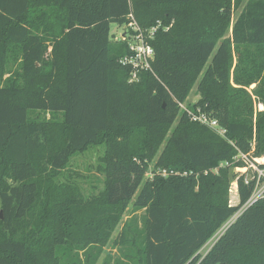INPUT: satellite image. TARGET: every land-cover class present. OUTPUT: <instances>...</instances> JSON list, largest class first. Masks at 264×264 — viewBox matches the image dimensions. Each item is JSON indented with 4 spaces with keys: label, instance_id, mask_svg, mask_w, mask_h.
<instances>
[{
    "label": "trees",
    "instance_id": "trees-1",
    "mask_svg": "<svg viewBox=\"0 0 264 264\" xmlns=\"http://www.w3.org/2000/svg\"><path fill=\"white\" fill-rule=\"evenodd\" d=\"M233 2L245 0H0V264H81L77 250L96 264L110 241L119 256L102 264H264V197L199 254L256 190L257 174L242 175L230 205L233 170L264 158V0L230 35ZM131 15L163 23L136 83L121 63L129 42L110 35ZM196 84L200 99L181 109ZM97 145L104 189L85 198L62 179ZM129 205L141 221L112 239Z\"/></svg>",
    "mask_w": 264,
    "mask_h": 264
},
{
    "label": "rangeland",
    "instance_id": "rangeland-1",
    "mask_svg": "<svg viewBox=\"0 0 264 264\" xmlns=\"http://www.w3.org/2000/svg\"><path fill=\"white\" fill-rule=\"evenodd\" d=\"M249 0H245V2L237 6L234 2L232 4V10L234 12L232 22H231V28H230V35H232L233 31V26L238 18V16L241 14L243 11L245 5L247 4ZM174 24V23H173ZM169 27H166L164 30L169 31L172 25ZM161 25H163L162 22H159L158 25L156 26L157 31L160 29ZM145 32L146 29L141 28L137 20L135 19V16H133V23L131 25H119L117 23H112L111 24V40L113 42H118V41H128L135 38L136 34L138 33L139 28ZM137 27V29H135ZM162 29V28H161ZM148 31V30H146ZM155 32V36L156 33ZM155 36L153 40L155 39ZM51 50V49H50ZM235 62H236V57H235ZM7 77V75H6ZM5 77V78H6ZM255 85H253L251 88H254ZM200 99V96L197 93V84L193 87L191 90L189 96L187 97L186 101L182 103L181 109L188 108V106H192L198 102ZM256 108L262 110L263 105L258 104L256 105ZM32 116L35 118L37 116H40L41 119L45 118L46 120H49L51 118V115L49 113H39V112H34ZM170 133V132H169ZM164 145L161 146L158 155L162 152ZM105 153V145H97V146H91L89 147L85 152L83 153H78L74 155L69 162L68 169L65 171V176L63 177L64 180H70L74 181L76 183H80V190L82 192V195L85 198H88L89 196L93 195H100V193L104 189V177L103 175L99 172L98 170V162L99 158ZM155 158V160L157 159ZM155 162V161H154ZM154 162L150 164L149 171L147 172L145 178L146 179H151L152 174L151 170L154 166ZM257 163L251 164L250 168L251 171L248 172L247 168L244 169H235L233 170L234 178L231 180L230 184V189H229V203L230 205H237L239 203V195H238V183L237 180L242 176L246 181H249L250 179L254 178V174H257L258 178V185L257 188L251 198L252 201H256L258 198H263L264 197V169H260L257 165L258 164H264V158L263 159H257ZM241 212V210L236 214L238 215ZM144 210H136L133 208L132 205H129L125 211V214L123 215L122 221L117 228L116 232L113 235L114 239L120 231L124 228L126 222L129 220H132L133 218H137L138 221H141V216L143 215ZM236 215L229 221L227 222L219 232L215 234V236L205 245V247L200 251V256L204 257L206 254L211 250L215 242L219 239V237L222 235V233L229 227L231 222L233 223L234 220H236ZM228 226V227H227ZM75 256L78 254L80 256L81 264H86L87 258L85 251L83 250H77L74 252ZM110 254L112 257L116 258L119 256V251L117 247H114L112 245V242L110 241L106 246L103 247L102 249V254L100 258L98 259L96 264H102V261L104 258ZM72 257V258H71ZM66 263L65 264H73L74 261V256L71 255L70 259L65 257Z\"/></svg>",
    "mask_w": 264,
    "mask_h": 264
},
{
    "label": "built area",
    "instance_id": "built-area-1",
    "mask_svg": "<svg viewBox=\"0 0 264 264\" xmlns=\"http://www.w3.org/2000/svg\"><path fill=\"white\" fill-rule=\"evenodd\" d=\"M131 20L132 21L129 25L133 23V15H131ZM137 27L139 28V26ZM137 27H135V29H137ZM156 31H157L156 27H153L148 31L145 30V32L139 28L135 38L129 40L130 49L133 52V54L130 57L123 59L121 63L125 66H130L131 68L130 79H129L130 83L139 82L140 74L142 72L152 70V62L155 59V49L151 45V40H153ZM198 113H200V110H198ZM189 115L191 116L193 121H198L201 124L208 125L209 127L215 129L219 135L225 137L226 130L219 126L217 120L211 119L205 114L196 115L191 113L190 111H189ZM163 174L166 175V171H164ZM260 198H258L256 201L255 200L252 201L250 199L241 209V212L238 215H236L235 218L237 219L244 212L246 208L253 205Z\"/></svg>",
    "mask_w": 264,
    "mask_h": 264
},
{
    "label": "water",
    "instance_id": "water-1",
    "mask_svg": "<svg viewBox=\"0 0 264 264\" xmlns=\"http://www.w3.org/2000/svg\"><path fill=\"white\" fill-rule=\"evenodd\" d=\"M0 218H1V219L3 218L2 212L0 213Z\"/></svg>",
    "mask_w": 264,
    "mask_h": 264
}]
</instances>
